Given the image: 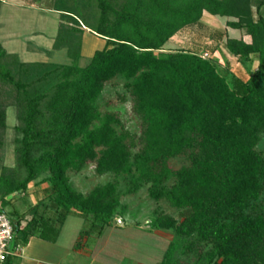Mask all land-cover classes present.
I'll use <instances>...</instances> for the list:
<instances>
[{
	"label": "trees",
	"instance_id": "1",
	"mask_svg": "<svg viewBox=\"0 0 264 264\" xmlns=\"http://www.w3.org/2000/svg\"><path fill=\"white\" fill-rule=\"evenodd\" d=\"M44 1L58 14L53 49H64L70 63L24 61L0 42V151L8 110L15 120L13 164L0 166L11 246L23 248L32 237L55 242L72 211L89 219L77 246L111 226L117 181L82 194L67 176L94 164L98 174L127 173L129 193L149 184L154 201L178 211L154 213L148 222L150 230L171 233L158 264H264V154L256 149L264 134V0ZM203 14L230 19L225 28L248 38L211 31L212 40H223L214 48L224 66L163 48L181 30L208 28ZM85 33L104 44L79 65ZM223 50L240 61L254 55L255 69L246 79L232 76ZM118 82L137 132L118 112L99 110L107 86ZM30 186L46 194L54 218L37 202L12 218L5 212Z\"/></svg>",
	"mask_w": 264,
	"mask_h": 264
},
{
	"label": "rangeland",
	"instance_id": "2",
	"mask_svg": "<svg viewBox=\"0 0 264 264\" xmlns=\"http://www.w3.org/2000/svg\"><path fill=\"white\" fill-rule=\"evenodd\" d=\"M3 1L0 5V42L8 52L17 53L20 59L24 61L49 60L62 64L70 63V59L64 49H53L58 14L43 8L44 0ZM228 20L230 19L203 14L202 21L206 23L208 28H187L181 30L172 40L165 43L163 48L167 50L188 49L202 57H212L217 60L220 66H224V61L218 48L217 50L214 48L217 43L221 49L223 40L219 41V43L212 40L210 33L214 29H221L226 31L227 36L233 38L242 37V32L225 28V22ZM243 37L248 40L246 36ZM103 44L104 41L101 38L85 33L82 37V57L78 62L79 65H84L93 51L102 48ZM223 51L226 53L225 50ZM225 58L229 62L232 76L240 79H246L257 65V59L254 55L247 61H240L227 53ZM232 76H228L229 81ZM122 91L123 89L119 82L113 85L109 84L101 99L98 100L99 110L101 112H118L126 127L131 132H137L136 119L130 113L129 104L127 102L122 103L119 100L118 96ZM14 123L15 120L12 113L8 110L7 145L0 151V166L13 164L12 145H10L12 131L10 128ZM256 149L264 154V134L261 135ZM181 164L182 160L180 157L171 161L173 169H178ZM125 174H98L95 171L94 164H87L79 171L71 169L67 171L71 186L82 194L88 193L97 185H103L109 181H117L118 205L115 219L109 229H105L97 240L96 238L93 240L95 243L93 249L97 248V251H94L93 254H97V262L100 264L104 262L108 264H132L135 261L155 262L164 249V243L155 237L153 238L150 234L141 233L138 230L145 231L150 229L148 222L152 219L154 213H166L173 217H177L178 214V211L164 199L154 201L149 196V184L140 186L135 192L129 193L127 191L129 183L127 178L125 179L128 174ZM38 190L39 188L30 186L28 195L24 197L13 196L11 201L3 207L5 212L12 218L16 214L25 212L37 202L45 216L54 218L53 210L47 208L49 199L42 190ZM88 224L89 219L83 218L75 211H72L65 217L54 244L53 242L34 237L30 242L31 244H29V251L32 253L37 252V254L46 258L57 259L60 257V264H87L92 256L78 255L75 252L68 251V249L73 242L79 239L81 231L86 229ZM113 225L121 228H114ZM159 233L163 235L162 238L165 239V242L171 237L169 231L159 230ZM98 248L103 249L98 251Z\"/></svg>",
	"mask_w": 264,
	"mask_h": 264
},
{
	"label": "crops",
	"instance_id": "3",
	"mask_svg": "<svg viewBox=\"0 0 264 264\" xmlns=\"http://www.w3.org/2000/svg\"><path fill=\"white\" fill-rule=\"evenodd\" d=\"M4 1H2L3 3ZM114 228H121L120 226H117V225H113ZM110 228V226L108 227V229ZM107 229V228H106ZM137 230V229H136ZM105 231V230H104ZM103 231V232H104ZM140 231L141 233H148L150 234L153 238H157L159 239L160 241H162L164 243V249L167 245V242L169 241V239L166 240V242L164 241L165 239L162 238L163 235H161L159 233V230H145V231H141V230H138ZM100 235H90V236H87V237H84L82 240H81V244H79V246H77L78 244V240H76L75 242H73V244L71 245V247L68 249V251H72V252H75V254H78V255H83V256H92L90 259H89V262L87 264H100L97 262V254L93 252L94 251H97V248L96 249H93L94 248V242L93 240H97V238H99ZM34 238V237H32ZM32 238L29 239V241L27 242V244L22 248V251L13 259V262L12 264H60V257H58L57 259L55 258H46V257H43L41 256L40 254H37V252H30L29 251V244H31V240ZM54 244V242H53ZM39 246V245H37ZM103 248H98V251H101ZM164 249L162 250V252L164 251ZM162 252L160 253L158 259L155 260V262H139V261H135L133 262L132 264H158L159 263V260H160V257L162 255ZM92 254V255H91ZM130 262V261H129ZM102 264H108L106 262L102 263ZM121 264H124V263H121Z\"/></svg>",
	"mask_w": 264,
	"mask_h": 264
},
{
	"label": "built area",
	"instance_id": "4",
	"mask_svg": "<svg viewBox=\"0 0 264 264\" xmlns=\"http://www.w3.org/2000/svg\"><path fill=\"white\" fill-rule=\"evenodd\" d=\"M13 240L12 226L8 216L0 212V263L3 262L7 256H17L21 251V246L15 248L11 246Z\"/></svg>",
	"mask_w": 264,
	"mask_h": 264
}]
</instances>
